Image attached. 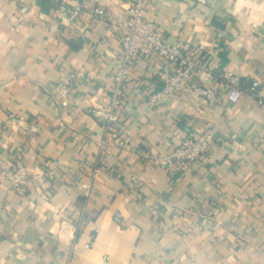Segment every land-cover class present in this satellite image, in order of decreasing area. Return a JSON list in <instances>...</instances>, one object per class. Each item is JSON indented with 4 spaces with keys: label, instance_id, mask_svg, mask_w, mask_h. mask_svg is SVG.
Listing matches in <instances>:
<instances>
[{
    "label": "crops",
    "instance_id": "crops-1",
    "mask_svg": "<svg viewBox=\"0 0 264 264\" xmlns=\"http://www.w3.org/2000/svg\"><path fill=\"white\" fill-rule=\"evenodd\" d=\"M130 1L102 0L120 18ZM80 2L0 0V264H264V109L248 93L230 101L217 77L206 83L222 91L217 103L179 95L152 106L150 85L162 83L155 61L140 60L130 83L145 98L127 88L121 106L132 141L112 137L84 107L112 95L121 39L83 14L62 22ZM145 18L264 94V0H146ZM60 81L81 105H61ZM27 124L38 130L21 132ZM209 129L212 149L187 171L152 161ZM17 160L25 196L2 174ZM82 215L73 238L65 226Z\"/></svg>",
    "mask_w": 264,
    "mask_h": 264
},
{
    "label": "built area",
    "instance_id": "built-area-1",
    "mask_svg": "<svg viewBox=\"0 0 264 264\" xmlns=\"http://www.w3.org/2000/svg\"><path fill=\"white\" fill-rule=\"evenodd\" d=\"M206 5L210 0H189ZM146 0H131L123 4L126 15L120 18L108 11L102 0H81L74 9L67 8L61 15V21L67 23L71 16L83 14L87 20H97L107 24L108 29L121 39V50L118 55L119 66L114 76L115 86L108 99H101L84 107V111L100 121L106 132L112 137L130 143L131 130L122 114V100L129 95L137 100H144L145 91L141 85L130 83L133 65L140 60H153L157 68L156 77L162 83L150 85L147 101L156 106L167 102L173 97L184 96L193 101L199 108L202 103L214 104L220 100L222 91L206 84L217 77L227 85L226 95L232 102H237L245 93L252 95L264 109V94L259 90L262 83L254 80L250 86L243 87L240 76L231 71L220 72L218 65L212 67L205 54L187 53L182 43L168 42L159 25L145 18ZM203 73V85H191L190 80L196 73ZM59 102L63 106L74 103L81 105L80 99L72 98V88L68 81H60L56 86ZM38 130L36 124L21 125L20 131L34 134ZM216 134L212 129L197 137L183 138L174 149L165 153H153L152 161L161 166L170 176L181 174L191 163L201 159L210 152ZM7 183L18 193L25 196L29 187V177L25 164L17 160L12 166L2 170ZM90 184H84L86 195H89ZM87 217L82 215L76 224L67 225L73 238L81 230Z\"/></svg>",
    "mask_w": 264,
    "mask_h": 264
}]
</instances>
